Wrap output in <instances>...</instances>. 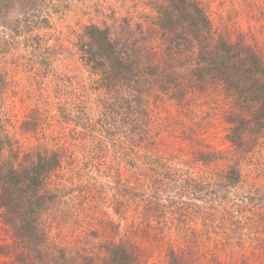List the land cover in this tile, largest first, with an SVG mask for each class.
<instances>
[{
	"label": "rangeland",
	"instance_id": "obj_1",
	"mask_svg": "<svg viewBox=\"0 0 264 264\" xmlns=\"http://www.w3.org/2000/svg\"><path fill=\"white\" fill-rule=\"evenodd\" d=\"M153 1L51 0L41 14L49 25L34 18L22 23L19 36L11 19L0 22V75L8 81L0 100L3 131L22 153L41 145L65 155L49 181L57 199L41 219L50 254L41 264H105L107 247L121 241L133 247L139 264H169L170 250L187 264H264V210L244 199L252 188L264 189V139L244 159L243 181L229 189L227 204L207 190L192 191L198 180L224 170L226 163L212 168L195 164L190 148L231 152L226 115L233 101L222 87L189 91L181 102L167 96L151 100L154 144L180 153L174 166L180 169L177 180L164 184L158 195L152 184H137L134 170L122 161L120 153L130 144L125 131L117 129L113 136L93 129L90 138L80 135L86 120L76 115L78 107L92 124L106 96L77 50L83 27H111L114 35L131 39L136 50L157 57L162 40ZM198 1L214 35L242 41L264 57V0ZM249 207L262 228L235 225ZM14 243L0 207V246L15 251ZM13 261L11 255L0 256V264Z\"/></svg>",
	"mask_w": 264,
	"mask_h": 264
},
{
	"label": "trees",
	"instance_id": "obj_2",
	"mask_svg": "<svg viewBox=\"0 0 264 264\" xmlns=\"http://www.w3.org/2000/svg\"><path fill=\"white\" fill-rule=\"evenodd\" d=\"M50 1L0 0V22L11 19L19 36L22 23L41 19ZM153 8L154 25L162 40V51L157 57L136 50L130 45L131 39L114 35L111 27H83L77 50L85 65L99 77L97 88L104 90L106 96L101 103L102 113L92 124L85 109L78 107L76 115L87 121L80 135L86 139L93 136L94 130L113 136L117 129L125 131L130 144L120 153L122 161L134 170L137 184H152L153 194L158 195L164 184L177 180L180 169L174 166L175 161L180 163V153L178 149L154 144L149 117L151 100L157 102L167 96L181 102L189 91L203 92L210 85H219L233 101L226 115L231 152L203 148L196 151L192 146L188 155L193 156L195 164L208 168L225 161L224 170L213 171L192 187L195 193L207 190L224 206L229 189L243 181L244 159L264 139V57L242 41L214 35L212 21L198 0H154ZM42 22L49 25L46 18ZM7 88L8 81L0 75V100ZM28 125L24 123L26 132L31 131ZM64 158L61 150L41 145L22 153L0 123V207L16 247L11 251L10 245L0 246V256H13L15 264H41L50 256L44 247L46 236L41 219L57 199L49 181ZM203 181L211 184L206 186ZM244 199L254 203L251 207L264 210L263 188H252ZM253 208H246L241 212L244 215L234 219L237 227L262 228L257 222L259 216L251 215ZM105 264H139V257L128 242L121 241L107 247ZM169 264L187 263L170 250Z\"/></svg>",
	"mask_w": 264,
	"mask_h": 264
}]
</instances>
